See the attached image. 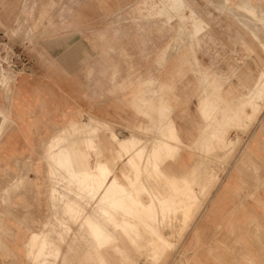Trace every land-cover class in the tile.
<instances>
[{"label":"rangeland","instance_id":"obj_1","mask_svg":"<svg viewBox=\"0 0 264 264\" xmlns=\"http://www.w3.org/2000/svg\"><path fill=\"white\" fill-rule=\"evenodd\" d=\"M223 1L183 0L179 14L160 15L171 1L0 0V194L6 184L26 179L23 194L8 204L0 200V217L11 227L7 242H26L51 219L45 145L60 129L92 116L124 135L133 151L123 157L139 152L146 158L141 170L132 159L128 165L89 118L93 140L74 136L67 144L81 151L72 153L75 164L105 161L121 183L135 179L138 190H166L152 199L141 195L146 208L129 218L136 231L115 233L119 249L102 250L107 264H264V219L248 230L229 222L220 208L211 216V194L228 171L239 170L249 154L264 155L262 95L249 102L245 95L264 71V28L252 24L250 35L234 17L239 0L220 11ZM252 1L264 7V0ZM201 9L208 15L195 36ZM159 160L166 173L156 167L148 183L147 170ZM198 160L203 167L194 184L189 171Z\"/></svg>","mask_w":264,"mask_h":264},{"label":"bare ground","instance_id":"obj_2","mask_svg":"<svg viewBox=\"0 0 264 264\" xmlns=\"http://www.w3.org/2000/svg\"><path fill=\"white\" fill-rule=\"evenodd\" d=\"M231 1L232 0H224L220 5H218V10L222 11L221 8L223 10L224 8H227V5ZM235 8L236 14H234V17L239 23H241L243 29L249 31L250 35L252 34L255 36V27L262 26L264 28V7L262 5L254 4L252 0H239L235 4ZM162 10L165 9L163 8ZM230 10L229 13H235V11L230 12ZM252 24L255 27H252ZM250 69H252V67ZM261 72L262 77L260 79V77L258 76V79H260L262 82H258L257 79L255 83L249 87L248 92L245 95H247L248 102L253 100L257 96L260 97L262 95L261 101H263L264 106V71L262 70ZM208 104V107L213 108L212 104ZM227 104L228 103H226V105ZM2 117V111L0 110V134L2 122H4V120H1ZM89 118L96 120V122L92 126H95V128L99 129V131H105L108 134L111 142L115 145L114 151L118 153V156L124 158L123 161H125L127 164L129 163V159H132L135 162L137 169L139 168L141 170L142 162L146 158L144 156L145 154L142 155L137 152V154L135 153V155L130 154V156L126 158L123 157V152L133 151V149L130 146L126 145V143L124 142V137L122 138V136L124 135H122L121 132H117L115 128L114 130L112 127H110V124L107 121H102L92 116H89ZM88 119L82 124L72 123L69 127L60 129L59 131H57V133L49 138L45 145V155L51 167L50 174L51 179L53 180L50 190V200L52 205L51 219L44 224L42 223L39 231H33L29 235L26 242H21V237H13L11 238L12 240L9 243L6 241V238H9L8 231L11 227L0 217V257L3 259V264H23V262H28V264H107L102 250L105 249V247L108 245L112 246L115 249H119L115 233L119 229L127 234L136 231L133 225V221L129 220V218L133 219L141 214L137 209L139 206L146 208V205H140L141 203L139 204V202L142 201L141 195L143 193H148L152 199L159 195L161 192L166 191L155 187L152 189L145 188L142 190H138L134 185L136 184V182L133 181L135 179L131 180L130 182H126L127 184L121 183L117 180L118 177L116 178L115 170L112 169L105 161H103L102 164L95 163L94 165H90V163H88L85 164L84 167L75 164L76 160H74L72 153L76 152V154H79L81 151L77 153L79 149L73 150V148L71 150V146L68 147L67 144L68 142H70L69 140L74 136H81L83 143L84 139L88 143V140H93L94 135L90 136L89 129L91 125L87 123ZM223 135H225V133H223ZM76 139L79 140V138L77 137ZM76 139H74V141ZM72 142L73 141H71V143ZM132 144L134 146V143ZM100 154L101 153H99V155ZM155 154L156 153L154 152L153 155ZM230 155L231 154H229V156ZM81 158L83 159V157ZM81 158H79L80 161ZM86 160L88 161L89 159ZM163 165L164 161L162 160H159L157 163L154 162L150 165L149 169L151 170H147L148 173H146V181L148 183L151 181L154 169H156V167L161 168L164 174L166 173L165 171L167 167H164ZM202 167V160H198L193 164L189 171L190 176H192L193 178L190 179L189 182L194 183L196 181L198 170ZM125 176H127V174H125ZM25 180L26 179L23 176H20L18 179L13 180L12 183L10 182L6 184L2 190V193L0 194L1 202L8 204L9 201L13 200L12 198H14V196H20L21 194H23V184L25 183ZM181 180H184V178ZM121 185H125L126 187L121 189ZM166 198L171 199L172 197L169 196ZM163 204L165 203L163 202ZM163 204L161 203V205ZM149 207H151V205ZM120 213H122V218L121 216L119 217L122 220H115V217L117 215H120ZM179 219H182L181 215ZM170 220L173 221L174 219ZM173 225H175V223ZM173 225L171 223V226ZM85 227L87 228V235L84 233ZM163 230H165V227L164 229H162V231ZM142 235L144 234L142 233ZM147 238L150 237L147 236ZM21 249H23V251Z\"/></svg>","mask_w":264,"mask_h":264},{"label":"crops","instance_id":"obj_3","mask_svg":"<svg viewBox=\"0 0 264 264\" xmlns=\"http://www.w3.org/2000/svg\"><path fill=\"white\" fill-rule=\"evenodd\" d=\"M169 1L172 3H164L162 9L164 8L165 10L161 9L160 15L166 12H169V14L171 12L179 14L183 10V0ZM197 13V11L191 9V18L195 19ZM207 15L201 9L199 13L200 19L194 25L195 36L204 30ZM179 18L181 22L186 21V16H179ZM170 20L171 18H169L168 23H170ZM180 27L182 29L180 32H182L184 26L180 25ZM197 41L200 42L201 39L198 38ZM203 100L206 101L207 98L201 100L204 106ZM171 128L177 133L174 125H171ZM238 166H240L239 170H236L234 167V170L232 169L233 171L229 170L226 179L222 180L214 192H212L210 198L211 216H213L216 209L218 210L220 208L225 210L223 214L229 222L238 221L244 224V227H247L249 230L252 222L256 220L262 221L264 219V155L261 150L257 156L253 155L250 158L249 154L247 158L241 159ZM255 169L258 170L259 174L255 172Z\"/></svg>","mask_w":264,"mask_h":264},{"label":"built area","instance_id":"obj_4","mask_svg":"<svg viewBox=\"0 0 264 264\" xmlns=\"http://www.w3.org/2000/svg\"><path fill=\"white\" fill-rule=\"evenodd\" d=\"M17 62H18V65L21 66L22 68H24L27 65L26 62L22 61V58L20 56H17ZM16 66L17 65H15L14 67L17 68Z\"/></svg>","mask_w":264,"mask_h":264}]
</instances>
